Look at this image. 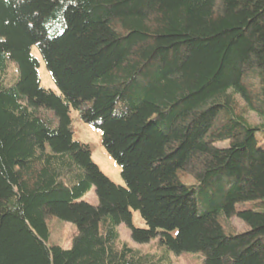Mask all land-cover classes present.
I'll return each instance as SVG.
<instances>
[{"label":"trees","instance_id":"trees-1","mask_svg":"<svg viewBox=\"0 0 264 264\" xmlns=\"http://www.w3.org/2000/svg\"><path fill=\"white\" fill-rule=\"evenodd\" d=\"M71 110L123 185L74 139ZM52 218L74 226L67 248L49 244ZM167 252L264 264V0H0V264Z\"/></svg>","mask_w":264,"mask_h":264},{"label":"rangeland","instance_id":"rangeland-1","mask_svg":"<svg viewBox=\"0 0 264 264\" xmlns=\"http://www.w3.org/2000/svg\"><path fill=\"white\" fill-rule=\"evenodd\" d=\"M32 55L35 56L39 61L38 75L40 79V85L43 88L50 89L58 94L59 91L53 83L49 72L47 71L36 47L32 48ZM70 116L72 119L74 139L89 145L93 162L98 165L100 170L112 182L119 185H123L124 183L120 176V168L108 156V154H106L105 150L101 146L100 133L95 130L92 126L83 123L74 110H71ZM248 117L251 121H255V116L252 113H249ZM84 199L90 204L95 205L97 203V199L95 196L94 189H91V191L84 197ZM132 224L135 227H145L143 220L141 219L139 213L136 211H132ZM48 225L50 231L49 244H58L63 248H67L70 244L72 234L75 231L74 226L69 223L60 222L56 218L50 219L48 221ZM233 225L237 230L241 231L244 229V225L238 219L233 220ZM118 232L120 239L135 249L152 253H158L159 251H162L160 247L157 246V239H154L151 242L143 245L134 243L131 240L129 229L123 224L118 227ZM166 254L171 264H201L199 254H174L172 252H167Z\"/></svg>","mask_w":264,"mask_h":264}]
</instances>
